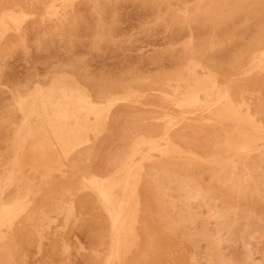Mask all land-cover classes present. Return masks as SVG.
Wrapping results in <instances>:
<instances>
[{
	"label": "rangeland",
	"instance_id": "374dc122",
	"mask_svg": "<svg viewBox=\"0 0 264 264\" xmlns=\"http://www.w3.org/2000/svg\"><path fill=\"white\" fill-rule=\"evenodd\" d=\"M0 264H264V0H0Z\"/></svg>",
	"mask_w": 264,
	"mask_h": 264
},
{
	"label": "bare ground",
	"instance_id": "6f19581e",
	"mask_svg": "<svg viewBox=\"0 0 264 264\" xmlns=\"http://www.w3.org/2000/svg\"><path fill=\"white\" fill-rule=\"evenodd\" d=\"M187 13H189V12H187ZM63 15V14H62ZM190 16V15H189ZM67 17V16H66ZM65 18V17H64ZM67 20H68V18H67ZM62 21H64V20H62ZM62 21H59V22H62ZM69 22V21H68ZM65 25V24H64ZM72 68V67H71ZM106 89V88H105ZM108 89V88H107ZM117 228H118V225H117ZM123 229V228H122ZM119 230H121V228L119 227ZM118 232V231H117ZM123 233V232H122ZM119 234V233H118ZM122 237H124V236H122ZM120 239H121V237H120ZM122 240V239H121ZM120 241V240H119ZM122 242H123V240H122Z\"/></svg>",
	"mask_w": 264,
	"mask_h": 264
}]
</instances>
